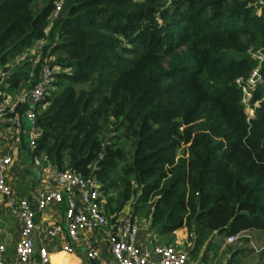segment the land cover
Segmentation results:
<instances>
[{"label": "trees", "instance_id": "obj_1", "mask_svg": "<svg viewBox=\"0 0 264 264\" xmlns=\"http://www.w3.org/2000/svg\"><path fill=\"white\" fill-rule=\"evenodd\" d=\"M35 1L0 0V62L43 39V58L58 68L35 151L94 173L114 216L131 203L172 240L187 228L192 255L207 254L215 233L264 237V6L65 0L50 24L55 0ZM31 67L22 61L11 85H26ZM255 68L263 80L245 101Z\"/></svg>", "mask_w": 264, "mask_h": 264}, {"label": "built area", "instance_id": "obj_2", "mask_svg": "<svg viewBox=\"0 0 264 264\" xmlns=\"http://www.w3.org/2000/svg\"><path fill=\"white\" fill-rule=\"evenodd\" d=\"M64 2L65 0L54 1L50 24L60 16ZM254 4L264 6V0H255ZM43 55L44 40H41L16 56L15 62L27 59L32 61L33 66L29 71L27 83L16 95L0 99V129L6 114L12 113L14 140L19 142L24 130L25 117L29 121L27 128L29 144L34 149L43 135V127L38 119L39 107L54 89L58 71L53 65V58H43ZM259 57L262 59L260 55ZM36 66L39 67L38 73ZM8 74L9 69L0 68V85L4 83ZM262 80L259 68H255L247 79V85L243 87L245 101L251 98V93L247 92V89L253 88ZM34 161L38 165L44 162L48 164L45 173L48 188L39 195L36 209L27 197L14 193L8 180L12 157L0 156V195L6 198L11 212L21 224L20 236L16 243L19 264H34L36 254L40 264H55L53 254L46 244L40 245L36 250V235L46 233L49 237L62 236L67 240L62 245L63 249L73 254L75 249L72 241L83 237L86 239L85 233L102 229L107 231L106 240L113 258L111 264H149L155 254L161 256L159 264H192L188 250L180 247L178 243L156 244L152 247L140 245L138 241L140 225L130 214L119 216L110 223L104 209L105 196L101 183L94 173L83 174L71 168H59L48 162L45 155L37 152L34 154ZM55 203H64L66 222L45 226L36 219V213L46 212ZM243 232L226 236L225 242L236 241ZM5 252V246L0 240V264H6ZM88 255L95 259L100 256V251L91 245Z\"/></svg>", "mask_w": 264, "mask_h": 264}, {"label": "crops", "instance_id": "obj_3", "mask_svg": "<svg viewBox=\"0 0 264 264\" xmlns=\"http://www.w3.org/2000/svg\"><path fill=\"white\" fill-rule=\"evenodd\" d=\"M41 40H36V42L29 48H32ZM14 60H16V57L12 58L5 64L0 62V68L5 67L9 69L7 78L4 83L0 85V99H6L7 97L16 95L25 86V84L22 85V83H20L18 87H13L11 85L12 74L15 68L22 62H15ZM31 66H33L32 61ZM36 69L39 70L38 66H36ZM28 126L29 121L24 117V130L22 132V137L19 142H16L14 140L13 115L12 113L6 114L0 129V156L8 155L12 157V162L8 171V180L13 187L14 193L18 196L27 197L31 201L33 208L36 209L39 195L48 188L45 180V173L48 164L47 162H44L42 165L35 163L34 154L36 151L29 144ZM133 211L134 208L131 203H127L122 210L124 214H130L139 222L140 231L138 241L140 245L152 247L156 244H162V242L169 237L168 234L162 235L157 233L155 227L152 225V217L150 213L144 212L140 214ZM120 215L121 213L118 216ZM36 219L45 226H50L57 222L65 224L64 203L52 204L44 213L37 211ZM113 221H110V223ZM20 228L21 224L11 212L6 198L1 197L0 195V240L6 249V264H19L16 253V243L20 236ZM246 231L248 230H245L243 233ZM256 235L258 237H263L260 233H256ZM106 236V229L96 232H87L85 233L86 239L83 237L71 242L75 252L69 254L62 246L64 242L67 241L66 239L62 236L49 237L46 233H42L35 236V247L37 250L40 245L46 244L53 254V262L55 264H111L113 258ZM222 236L226 239V236L215 233L212 241L217 248L213 246L214 248L212 247L208 250L207 254H205V248H202L195 255L196 258H190L192 264H211L213 254L210 252L215 249H221L224 246V244H221L218 247L215 244L219 242V239H222ZM91 245L100 251V256L95 259L90 258L88 255L89 247ZM188 252H190V250ZM190 254L191 252L189 253V256ZM228 254L227 258H229L232 253ZM160 259L161 256L155 254L149 264H159ZM34 264H40L37 254L34 257Z\"/></svg>", "mask_w": 264, "mask_h": 264}, {"label": "rangeland", "instance_id": "obj_4", "mask_svg": "<svg viewBox=\"0 0 264 264\" xmlns=\"http://www.w3.org/2000/svg\"><path fill=\"white\" fill-rule=\"evenodd\" d=\"M45 0H36L33 3V6L35 7L37 5V7H40L41 5L44 4ZM56 55L54 56V59H56ZM250 89H247V92H249ZM246 95L248 96V93H246ZM247 112L249 113V115H252L254 110H252L251 106H247ZM128 142V140H127ZM127 144V149H129V144ZM107 200V196L105 201ZM105 204V202H104ZM106 214L109 217L110 221L115 220L116 218H118L119 216H114V214L109 213L107 210ZM121 215H124L123 212H121ZM120 215V216H121ZM113 220H112V219ZM114 222V221H113ZM256 233H259V231L256 228H251L248 229V231H246L245 233H242L239 235L238 239L234 242L231 243H226L224 242V246L221 249H215L212 250V259H211V264H226L228 261H231V264H264V237H258L256 235ZM194 234L193 233H189V231L187 230V228H183L178 230L176 237L174 238V240L170 239V237H168L167 239H165L162 244H167V243H173L176 244L178 243V245H180V247L186 249V250H192V247L194 246ZM222 239H225L223 236L221 237ZM215 246V245H214ZM250 247L251 249H253V252L251 254H247L249 251L251 250H247L248 252H246L247 255H241L239 254L238 256H236L237 260H229L231 259V257L233 258V252L237 247ZM206 246H203V248H205ZM216 247V246H215ZM214 248V247H213ZM217 248V247H216ZM249 248V249H250ZM189 252V253H190ZM228 253H232L231 256L228 257ZM228 254V255H227ZM190 258L195 257V255L190 254ZM196 258V257H195Z\"/></svg>", "mask_w": 264, "mask_h": 264}]
</instances>
